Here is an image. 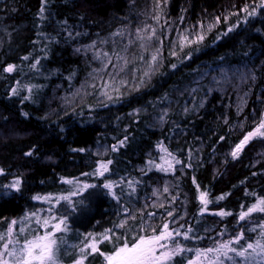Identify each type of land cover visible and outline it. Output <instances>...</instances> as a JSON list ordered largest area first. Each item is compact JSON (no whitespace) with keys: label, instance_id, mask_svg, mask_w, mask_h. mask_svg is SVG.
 <instances>
[{"label":"trees","instance_id":"obj_1","mask_svg":"<svg viewBox=\"0 0 264 264\" xmlns=\"http://www.w3.org/2000/svg\"><path fill=\"white\" fill-rule=\"evenodd\" d=\"M252 2L0 0V234L16 220L21 241L42 235L35 217L21 223L33 212L66 217L68 231L57 233L62 264H74L89 234L112 229L123 238L99 243L84 261L107 264L114 246L151 228L158 234L165 222L185 249L169 264H189L240 232L233 247L255 241L264 213L239 215L264 197V138L230 155L264 117V9L246 18ZM201 25L204 40L186 43ZM8 64L16 70L4 72ZM164 149L182 163L157 168ZM108 160V171L96 174ZM17 178L19 190L9 186ZM202 191L211 201L203 212ZM221 210L232 215L215 214Z\"/></svg>","mask_w":264,"mask_h":264},{"label":"snow or ice","instance_id":"obj_2","mask_svg":"<svg viewBox=\"0 0 264 264\" xmlns=\"http://www.w3.org/2000/svg\"><path fill=\"white\" fill-rule=\"evenodd\" d=\"M44 3H47V0H44ZM264 9V0H259L257 4L256 0H253L252 5L245 6L243 12L245 17H251L258 14V12ZM44 6L40 9V15L43 16ZM156 20H159L160 17H154ZM219 20V17H217ZM214 25H209L208 30H210ZM235 25L233 26V28ZM204 26L201 25L202 31L196 34L194 40H189L188 36H184V41L186 43H200L204 40ZM233 30L232 28L229 31ZM143 31V30H140ZM152 35H155V30H152ZM175 54V53H173ZM159 55V49L156 50L155 54L152 56V61L157 62ZM27 59V57H24ZM35 67V65H33ZM175 67V65H173ZM17 66L14 64H8L6 68L3 69L4 72L12 73L16 70ZM145 77H149L148 72L144 73ZM254 78V77H253ZM19 83V82H17ZM140 84H144V80L140 81ZM26 87V86H25ZM28 91L31 92L32 89L28 88ZM13 95L18 94V89H11ZM30 98V97H28ZM112 99V97H109ZM25 115H27L25 113ZM253 138H264V117H262L255 125L253 130L248 131L243 138L235 145L230 155L233 159L238 158L240 153L243 151L245 145H247ZM126 139V138H125ZM220 139H224L221 137ZM125 140L119 142L120 145H123ZM117 146L113 147V150H116ZM83 151V149H81ZM168 157L171 159L162 158L164 164L159 165L162 170H171L173 168V162L176 164L182 163L179 160H176L171 153L167 152V149H164ZM25 155H32L31 152L26 153ZM112 163L111 160L107 162H100L98 166V172L96 174L103 175L104 172L108 171V165ZM152 163L151 161L149 162ZM167 165V168L164 165ZM191 165H189L190 167ZM4 173V169L0 168V175ZM71 183V181H69ZM21 181L17 178L9 186L19 190ZM87 187H91L88 185ZM106 188H112V182H109L105 185ZM131 187V185H130ZM199 187V185H197ZM165 192H168V188H164ZM115 195V193H113ZM207 191L200 192L199 199L203 204L201 211H207V205L211 202L207 199ZM37 200L40 199H49V197H34ZM225 196H219L216 200H222ZM163 207V205H160ZM264 213V197H259L255 203L248 207L245 211H242L239 215V220L243 221L249 219L252 213ZM221 217L232 215L230 212L219 211L215 213ZM169 216L173 215L172 212L168 213ZM35 217L36 223L43 226L45 231L42 235H33L31 239L24 237L23 240L19 238V234H14L13 227L18 222L16 220L11 221V226L4 234H0V241H3L2 246H0V264H62V261L59 258L60 244L63 243L62 237H58L57 233L67 232L68 228L66 227V217H61L56 219L54 217H44L40 218L38 213H30L28 216L24 217V220L21 223L28 221L30 218ZM135 219V217H132ZM127 221H122L117 227L124 228ZM49 225H51V230H48ZM144 227L143 225L141 226ZM257 227L260 229L258 238L249 242L245 245L241 244L239 248L233 247V243H240L242 237L245 236L243 232L235 235L232 239L224 241L217 244L214 248H209L205 250L197 251V260L189 261V264H202L200 261L201 257H207L206 264H223L221 257H228L229 259L234 260L235 256L244 258L247 264H254L258 260H264V224H259ZM112 229L106 230L99 237L94 234L88 235V242L85 243L80 248V257L74 260V264H84L85 259L91 253H99L100 249L97 247L99 243L103 241H112L113 239L122 240V237H114L110 235ZM251 231H256V228L251 229ZM20 233L25 232L24 227H20ZM181 233L177 232L175 229H170L169 222H165L161 226V230L157 234L155 228H151V235H137L136 238L132 241L122 243L121 246H114L113 250L106 254L105 260L107 264H169L174 257L182 254L185 249L179 244L175 243L173 238L179 236ZM185 238H187L188 233H183ZM172 241V244L167 243ZM158 249L159 251L158 253ZM229 253H233L234 256H229Z\"/></svg>","mask_w":264,"mask_h":264},{"label":"rangeland","instance_id":"obj_3","mask_svg":"<svg viewBox=\"0 0 264 264\" xmlns=\"http://www.w3.org/2000/svg\"><path fill=\"white\" fill-rule=\"evenodd\" d=\"M117 35L123 37V36H125V33H124V32H120V34H117ZM142 38H143V40H146V39H147V37H142ZM151 42H153V39L146 41L143 45H147V46H148V45H151ZM153 66H154V62L152 61V63H151V64L149 65V67L147 68L149 73H151V71L153 70V69H152ZM133 77L137 78V76H135V75H133ZM161 152H162V157H158V158H157V162H156V164H157L156 166H157V168H159V169H161V168L159 167V165L164 164V160H163L162 158H167V159H171V158H172V157H168L166 152H163V151H161ZM175 164H176V163L173 162V165H175ZM164 167L167 168V165L165 164ZM161 170H162V169H161ZM162 171H164V170H162ZM173 240H174V239H173ZM174 242L177 243L176 240H174ZM167 243L172 244L173 242H172V241H168ZM157 251H158V253H159V251H161V250L158 249ZM196 260H197V257L194 259V261H196ZM200 261L202 262V264H204L203 257L200 258ZM169 263H171V262H169Z\"/></svg>","mask_w":264,"mask_h":264}]
</instances>
